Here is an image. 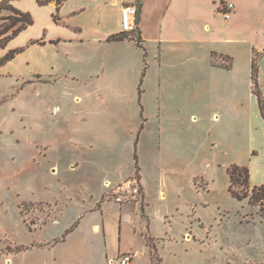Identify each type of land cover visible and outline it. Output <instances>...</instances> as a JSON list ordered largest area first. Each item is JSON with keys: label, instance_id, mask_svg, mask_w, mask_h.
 Instances as JSON below:
<instances>
[{"label": "crops", "instance_id": "1", "mask_svg": "<svg viewBox=\"0 0 264 264\" xmlns=\"http://www.w3.org/2000/svg\"><path fill=\"white\" fill-rule=\"evenodd\" d=\"M228 3L234 9L227 19L222 5ZM11 5L31 13L34 24L1 51L4 55L21 50L0 69V80L20 84L15 94L0 95V110L10 98L27 94L28 88L33 91L35 127L40 131L35 149L41 158L57 144L42 137L44 119L50 118L55 126L62 120L72 128L74 153H80L75 148L79 146L105 155L102 145L88 140L91 132L97 127L106 132L111 124L126 127L134 114L138 117L128 131L135 139L133 172L122 177L106 171L99 194L82 189L78 196L67 188L65 198L23 201L47 205L52 214L59 213L50 222L63 216L62 222L53 234L28 242L7 240L24 247L21 251L2 253L1 239L0 264H118L129 253L137 264L134 248L139 242L147 264H153V248L143 230L159 252L162 237L154 231L150 208L155 211L169 198L182 195L186 179L193 183L201 178L209 190L222 174L229 191L228 169L238 165L249 169L252 187L264 185V117L252 83L258 52L264 98V0H66L60 7L56 1L40 5L39 0H13ZM128 6L138 8L136 32L110 40L123 34L122 10ZM214 54L229 57L231 68L215 64ZM146 133L147 155H157L147 169L139 157ZM93 134L99 137L96 131ZM84 161L75 158L68 169L82 168ZM59 171V164H53L52 173ZM135 182L139 200L117 204L116 194H129L128 185ZM108 205L119 209L118 218L109 216ZM133 205L138 209L131 216L128 209ZM128 225L133 246L122 251ZM160 259L164 263L162 254Z\"/></svg>", "mask_w": 264, "mask_h": 264}, {"label": "rangeland", "instance_id": "2", "mask_svg": "<svg viewBox=\"0 0 264 264\" xmlns=\"http://www.w3.org/2000/svg\"><path fill=\"white\" fill-rule=\"evenodd\" d=\"M11 14L13 13L9 10L0 11V25L3 23L2 18ZM18 88L19 83L0 80L1 96L15 94ZM28 89L27 94L23 92L10 98L3 111L0 110V127L5 134L0 153V244L3 243L1 239L5 240L2 253L17 252V248L24 249L7 240L28 242L36 236L53 234L55 225L62 222L63 216H59V221L56 220L54 224L50 222L59 213L52 214V209L47 205L22 204L23 201L42 197L48 200H54L57 196L65 198L63 196L68 193L67 188L78 196L82 189L99 194L106 171L120 173L125 177L133 172L135 166L131 162L135 153V139L130 137L129 132L136 125L138 114L133 116V111H129V115L133 117L128 120L126 127L111 124L106 132L97 127L94 131L99 137L93 134L94 131L91 132L88 140L102 145L105 155H96L79 146L75 148L80 153H74V146L69 140L72 128L62 120L55 126L50 118L44 119L42 137L45 136L44 139L49 142L56 140L57 144L48 150L46 158H41L40 152L36 151L40 131L35 127V95ZM43 102H50V99ZM2 131L0 130L1 139L4 136ZM147 135L146 133L142 140L144 151L139 155L146 169L151 168L157 158V155H147ZM130 139L133 140L131 144ZM75 158H81L87 164L71 171L68 164ZM208 158L204 157L212 162ZM96 162L99 166H94ZM56 163L60 166L58 175L52 173V165ZM203 177L207 179L205 175ZM225 181L224 176L218 174L216 184L209 191L201 178L193 183L186 179L182 195L169 198L163 205L155 208V211L150 208L153 211L154 231L162 237L159 248L164 258L163 263L156 242L150 238L147 229H144L143 235L148 244L154 247L153 264H264V218L260 215L264 202L261 196L251 198V184L235 186L240 196L246 198H234L229 194ZM107 209L113 220L118 218L119 209L116 206L108 205ZM137 209L133 205L128 212L133 216ZM142 212V223L146 225L147 217L143 208ZM46 223L48 224L43 226ZM111 233L112 253L116 254L118 247L115 244L114 230ZM131 246L132 228L128 225L121 249L123 251ZM134 249L137 264H147V254L143 252L142 244L139 242Z\"/></svg>", "mask_w": 264, "mask_h": 264}, {"label": "trees", "instance_id": "3", "mask_svg": "<svg viewBox=\"0 0 264 264\" xmlns=\"http://www.w3.org/2000/svg\"><path fill=\"white\" fill-rule=\"evenodd\" d=\"M13 0H3L0 3V11L9 10L13 14L7 16L6 18H2L3 23L0 25V69L5 66L9 61L13 60L16 55L21 50H10L6 54L2 55L1 51L5 50L9 44V42L17 37L22 31L26 30L28 27L34 24V19L29 12H22L17 10L11 5ZM52 1H56L58 7H60L64 1L66 0H39L40 5H46ZM141 2V0H139ZM125 38V33L121 35H114L110 37V40H123ZM221 58L224 62H218V59ZM214 63L222 66L226 69H230L232 62L229 57H218L213 55ZM261 59V54L256 52L254 54L253 62H252V83H253V93L257 96L259 107L264 117V98L259 85V61ZM228 174L230 177V187L229 191L231 195L238 199L243 200L246 198L245 196H240V193L235 190V186H244L245 184L250 185V173L247 167H241L238 165H232L228 169ZM253 188V196L252 199L256 196H261V199L264 202V185L256 186ZM251 201V199H250ZM253 201V200H252ZM261 217L264 218V205L261 209ZM70 229L68 233L71 231ZM152 248H154L152 246ZM21 248H17V251H21ZM153 258H155V253H153Z\"/></svg>", "mask_w": 264, "mask_h": 264}, {"label": "built area", "instance_id": "4", "mask_svg": "<svg viewBox=\"0 0 264 264\" xmlns=\"http://www.w3.org/2000/svg\"><path fill=\"white\" fill-rule=\"evenodd\" d=\"M223 13L228 19L229 13L234 9V5L231 3L222 5ZM138 27V8L135 6H128L122 10V32L125 34H133ZM129 186V194L123 195L117 193L114 200L117 204L122 205L128 202H137L140 198V187L138 182L132 183ZM118 264H135L134 254L129 253L122 255L118 259Z\"/></svg>", "mask_w": 264, "mask_h": 264}]
</instances>
